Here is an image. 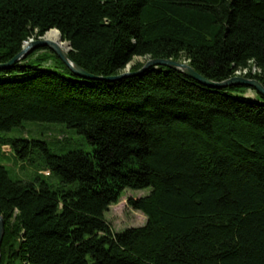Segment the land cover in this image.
I'll return each mask as SVG.
<instances>
[{
  "label": "trees",
  "instance_id": "1",
  "mask_svg": "<svg viewBox=\"0 0 264 264\" xmlns=\"http://www.w3.org/2000/svg\"><path fill=\"white\" fill-rule=\"evenodd\" d=\"M52 29L102 79L141 57L264 87V0H0V64ZM247 91L162 66L81 79L47 48L0 69V133L60 123L92 147L0 136L48 173L13 181L0 165V264H264V98ZM148 187L128 200L146 223L114 232L109 207Z\"/></svg>",
  "mask_w": 264,
  "mask_h": 264
},
{
  "label": "rangeland",
  "instance_id": "2",
  "mask_svg": "<svg viewBox=\"0 0 264 264\" xmlns=\"http://www.w3.org/2000/svg\"><path fill=\"white\" fill-rule=\"evenodd\" d=\"M37 38L31 37L29 39L36 40ZM145 61V58L135 57L129 66L131 68L136 62L143 64ZM181 61L188 63L186 60ZM250 71L252 74L256 73V69L254 68ZM246 73L240 71L239 73H235L234 76L245 77ZM246 94L253 96L254 93L247 91ZM0 136L40 140L47 143L51 151L56 154L72 150H80L83 152H91L92 150V147L88 144L84 136L77 134L74 129L67 128L64 124L60 123L23 122L20 127L10 132L0 133ZM38 163L39 159L35 154L30 155V160L21 161L15 158L10 147L0 145V165L6 169L8 176L13 181L29 182L33 180V177L40 176L39 174H42L43 177H41L46 179L45 176L48 173L46 171L38 172ZM150 191L151 188L148 187L140 190L125 189L122 192L118 203L111 205L105 213V219L114 232H120L132 227H140L146 223V217L141 212L130 208L128 200L130 198L145 197Z\"/></svg>",
  "mask_w": 264,
  "mask_h": 264
},
{
  "label": "water",
  "instance_id": "3",
  "mask_svg": "<svg viewBox=\"0 0 264 264\" xmlns=\"http://www.w3.org/2000/svg\"><path fill=\"white\" fill-rule=\"evenodd\" d=\"M52 30H56V29H52ZM56 31L59 33L58 30ZM43 36L38 37L36 40L28 39L24 41L21 46V51L6 64H0V69L7 68L11 66L12 64L24 59L26 56H28L30 53H32L36 49L47 48L55 54V56L63 63L64 66H66L70 70V72L73 75L81 79H89V80L98 79V80H105V81H117V80H120L126 77L140 75L144 73L146 70H148L149 68L162 66V67H166L168 69H172L177 72H180L186 77L191 78L197 81L199 84H202L207 87L227 88L231 86H237V87L243 86V87H246L249 91H253L259 96H261L262 98H264V87L256 79H250V78L241 77V76H232L228 78L227 80H224L221 82H214V81L208 80L204 78L203 76L199 75L197 72L193 70V68L187 62L174 61L171 59H148L143 63V66L139 71L133 72V73L130 71L131 69L129 66L130 63H128L126 67L124 68V70L118 75L102 79L101 77H95L87 73L84 69L79 67L77 64H75L71 60L69 56V53L71 51V45L69 42L63 40L67 46V50L63 51L56 44L45 40ZM59 36L62 39L60 33H59ZM3 232H4V222H3L2 217L0 216V245H1V240L3 237Z\"/></svg>",
  "mask_w": 264,
  "mask_h": 264
},
{
  "label": "bare ground",
  "instance_id": "4",
  "mask_svg": "<svg viewBox=\"0 0 264 264\" xmlns=\"http://www.w3.org/2000/svg\"><path fill=\"white\" fill-rule=\"evenodd\" d=\"M44 39L56 44L61 50L66 51L67 46L64 41L61 40L59 33L55 30L49 31L44 35ZM64 42V43H63Z\"/></svg>",
  "mask_w": 264,
  "mask_h": 264
},
{
  "label": "built area",
  "instance_id": "5",
  "mask_svg": "<svg viewBox=\"0 0 264 264\" xmlns=\"http://www.w3.org/2000/svg\"><path fill=\"white\" fill-rule=\"evenodd\" d=\"M254 68V67H253ZM255 69V68H254ZM240 71H238V72H235V73H239ZM242 72H244V73H246V70H243Z\"/></svg>",
  "mask_w": 264,
  "mask_h": 264
}]
</instances>
